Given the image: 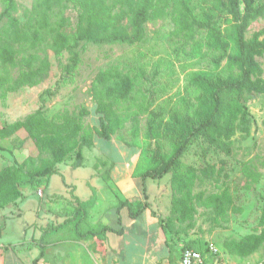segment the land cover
Listing matches in <instances>:
<instances>
[{"label":"rangeland","instance_id":"rangeland-1","mask_svg":"<svg viewBox=\"0 0 264 264\" xmlns=\"http://www.w3.org/2000/svg\"><path fill=\"white\" fill-rule=\"evenodd\" d=\"M15 1L14 16L23 22L33 0ZM190 3L196 6V13L209 5L208 0ZM256 5H264V0H256ZM167 12L163 18L146 23L141 41L133 45L81 42L76 49L79 63L72 71L67 68L68 53L56 57L48 52L51 67L44 82L0 99V127L22 120L39 108L49 118L63 111L78 113L84 108L89 111L82 119L84 127L98 128L99 115L95 113L90 85L99 70L117 65L141 74L148 106L147 112L131 116L109 141L94 134L92 147L82 148L81 167L73 168V157L59 164L44 185L22 188L23 198L0 211V244L3 252L6 249L4 264H33L40 252L35 244L43 229L60 224L73 214L77 205L74 197L85 201L94 194L96 198V206L92 209L94 203L88 210V219L81 226L83 232L97 230L100 225L116 228L118 202L126 194L130 198L137 196L138 188L129 181V175L161 170L174 155L180 137L210 115L214 86L238 78L240 69L234 60L238 47L224 33L226 20L231 18L226 11L219 12L212 24L216 32L222 33V40L229 43L226 51L216 45L215 34L207 30H199L192 40L187 39L177 32ZM67 17V30L72 32L76 28L75 11L70 9ZM262 28L264 17L251 24L245 38L250 39ZM256 61L264 79V56L256 57ZM242 103L249 114L248 134L239 131L235 135L231 155L195 139L181 158L183 172L195 169L193 194L226 192L231 197L232 204L223 215H217L214 208L195 205L191 223L180 224L175 221L171 205L172 173L144 182L147 199L142 198L141 202H147L152 218L163 221L166 235L171 242L175 239L172 247H178L181 253L186 248L195 249L190 243L202 247L213 243L220 251L225 240L239 239L262 229L259 221L264 208V95L244 93ZM0 148V170L27 157L39 158L23 131L0 140ZM110 176L115 181L108 183ZM149 228L153 231L155 226L151 224ZM55 240L46 248L45 264L108 263L106 256L102 257L107 241L102 251H95L93 240L76 241L69 230ZM128 250L138 256L145 253L141 246ZM12 252L17 257L22 253L20 261Z\"/></svg>","mask_w":264,"mask_h":264},{"label":"trees","instance_id":"trees-1","mask_svg":"<svg viewBox=\"0 0 264 264\" xmlns=\"http://www.w3.org/2000/svg\"><path fill=\"white\" fill-rule=\"evenodd\" d=\"M1 1V100L22 88L36 87L48 78L51 67L48 52L56 57L68 53L70 64L67 68L72 71L79 63L76 49L81 42L133 45L141 41L145 24L163 18L167 11L177 26V32L183 33L184 37L192 40L195 32L207 30L215 34L216 45L226 51L229 43L222 40V33L216 32L212 25L217 14L226 11L231 18L226 20L224 33L238 47V55L234 58L240 69L238 78L214 86L210 115L180 137L174 155L161 170H149L141 176L142 195L146 201L145 180H160L172 173L171 205L175 221L180 224L191 223L195 205L214 208L220 216L225 213L232 204L231 197L226 192L209 196L203 192L193 194L195 169L188 168L183 172L181 158L195 139H201L229 156L235 135L239 131L248 134L249 114L242 98L244 93L264 95L263 70L256 61V57L264 56V28L253 33L250 39L245 35L252 23L264 17V5H256V0H208L209 5L196 13L197 8L190 3L191 0H33L21 22L14 16L16 1ZM70 9L76 13V28L72 32L67 30ZM140 78L139 72L120 69L117 65H109L97 72L89 92L95 113L99 115L98 128L84 127L82 119L89 115L84 108L78 113L63 111L51 118L39 108L22 120L0 127V140L23 131L39 154V158L27 157L0 170V211L15 206L23 198L22 188L44 185L48 177L57 172L59 164L73 157V168L81 167L82 148L92 147L94 134L109 141L124 128L131 116L147 112V98L143 96ZM74 199L77 205L70 217L43 229L35 244L40 252L33 264H45L43 257L47 246L68 230L74 240H93L95 251H102L106 233H122L121 209H126L129 219L135 220L148 207L147 202L141 200L119 201L116 209L119 230L100 225L97 230L83 232L81 226L87 221L88 210L96 198L93 194L89 200ZM163 225L159 220V226ZM259 226L262 228L260 233L225 240L221 244L223 252L239 258L251 256L264 243V208Z\"/></svg>","mask_w":264,"mask_h":264},{"label":"crops","instance_id":"crops-1","mask_svg":"<svg viewBox=\"0 0 264 264\" xmlns=\"http://www.w3.org/2000/svg\"><path fill=\"white\" fill-rule=\"evenodd\" d=\"M128 179L133 185L138 188L137 196L130 198L128 197V194H126V196L124 197L125 199L123 198L120 201H135L142 199L143 195L141 176L134 177L129 175ZM113 181H115V178L113 176H110L108 183ZM95 206L96 202L92 209H94ZM120 218L122 233L118 235L110 232L106 233L105 235L108 245L106 247V250L103 252L102 257L106 256V259L108 261L107 264H179L181 252L178 250V247H172L175 244V239H172L173 242L170 241L171 237L169 235H166V232L163 230L164 226H159V221L155 218H152L150 216V212L148 213L147 209L139 218L135 220H130L127 210L121 209ZM151 224L155 226V229H153V231H151V229L149 228ZM114 229H120L118 224ZM260 231L261 229H259V231L256 233H260ZM249 234H246L245 236ZM245 236H242L239 239H242ZM138 240H140L142 243H139ZM190 244L195 247L194 250L202 253L206 264H255L257 261L261 260L264 257V243L255 253L247 258L229 256L223 252L221 246V252L216 256L208 251L207 245L202 247L200 244ZM211 244L217 247L213 243ZM140 246L143 250L145 249V253L140 254V256L134 254L133 252H128L129 248H140ZM1 248H3L2 244H0V264H4L6 249L3 252ZM12 254L15 256L13 252ZM20 255H22V253H18V257L15 256L16 259L18 258L19 260Z\"/></svg>","mask_w":264,"mask_h":264},{"label":"built area","instance_id":"built-area-1","mask_svg":"<svg viewBox=\"0 0 264 264\" xmlns=\"http://www.w3.org/2000/svg\"><path fill=\"white\" fill-rule=\"evenodd\" d=\"M41 194L42 192L39 193V195ZM207 249L213 255L217 256L220 254V251L212 244H208ZM179 264H206V262L201 252L194 249H184L181 253ZM255 264H264V257Z\"/></svg>","mask_w":264,"mask_h":264}]
</instances>
